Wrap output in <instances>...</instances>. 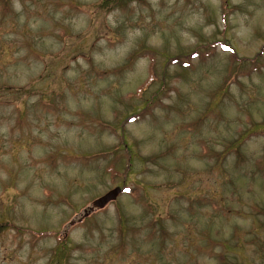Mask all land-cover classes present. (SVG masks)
Masks as SVG:
<instances>
[{
    "label": "rangeland",
    "instance_id": "rangeland-1",
    "mask_svg": "<svg viewBox=\"0 0 264 264\" xmlns=\"http://www.w3.org/2000/svg\"><path fill=\"white\" fill-rule=\"evenodd\" d=\"M0 264H264V0H0Z\"/></svg>",
    "mask_w": 264,
    "mask_h": 264
},
{
    "label": "trees",
    "instance_id": "trees-1",
    "mask_svg": "<svg viewBox=\"0 0 264 264\" xmlns=\"http://www.w3.org/2000/svg\"><path fill=\"white\" fill-rule=\"evenodd\" d=\"M231 53H234V52H231ZM141 55L143 57H148L149 56V59H151V63H150V66H149V70H148V77L146 78V80L143 82V84L137 89L138 93L139 94V97L140 95L147 91L150 87H152V85L154 83L157 82V79H156V73H155V64L153 62V59H152V53L151 51H146L145 53H141ZM183 66H187V64H184ZM232 149V147H231Z\"/></svg>",
    "mask_w": 264,
    "mask_h": 264
},
{
    "label": "water",
    "instance_id": "water-1",
    "mask_svg": "<svg viewBox=\"0 0 264 264\" xmlns=\"http://www.w3.org/2000/svg\"><path fill=\"white\" fill-rule=\"evenodd\" d=\"M120 194H121L120 188L112 189L111 191L103 195L102 197L95 200L92 203L90 210L93 211L94 209H97V210L104 209L110 202L113 203V201H115ZM84 217H87V213L84 215Z\"/></svg>",
    "mask_w": 264,
    "mask_h": 264
},
{
    "label": "snow or ice",
    "instance_id": "snow-or-ice-1",
    "mask_svg": "<svg viewBox=\"0 0 264 264\" xmlns=\"http://www.w3.org/2000/svg\"><path fill=\"white\" fill-rule=\"evenodd\" d=\"M128 191H130V190H128Z\"/></svg>",
    "mask_w": 264,
    "mask_h": 264
}]
</instances>
